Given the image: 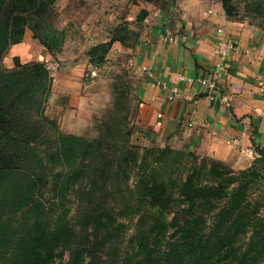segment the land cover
<instances>
[{"label":"trees","instance_id":"16d2710c","mask_svg":"<svg viewBox=\"0 0 264 264\" xmlns=\"http://www.w3.org/2000/svg\"><path fill=\"white\" fill-rule=\"evenodd\" d=\"M56 1L0 0V264H264V147L239 170L196 152L184 161L187 151L169 144L141 151L130 142L120 96L111 135L119 142L108 140L113 120L93 139L67 133L45 114L54 80L45 63L4 65L11 29L23 34L29 26L49 51H60L65 32L53 28L46 39L27 18ZM231 1L222 0L229 16ZM117 39L99 47L107 52ZM172 167L176 175L166 173ZM72 190L79 230L65 208ZM129 223L133 245L123 257Z\"/></svg>","mask_w":264,"mask_h":264},{"label":"crops","instance_id":"0c3cea01","mask_svg":"<svg viewBox=\"0 0 264 264\" xmlns=\"http://www.w3.org/2000/svg\"><path fill=\"white\" fill-rule=\"evenodd\" d=\"M189 2L179 0V15L159 9L150 21V6L143 5L148 16L137 29L142 79L136 129L149 144L193 149L234 169L247 168L257 147H264V33L229 18L221 1L205 0L210 14L203 13V4ZM224 37L240 50L222 56ZM21 45L4 57L7 68L14 67L18 50L29 53ZM201 77L216 82L213 96Z\"/></svg>","mask_w":264,"mask_h":264},{"label":"rangeland","instance_id":"374dc122","mask_svg":"<svg viewBox=\"0 0 264 264\" xmlns=\"http://www.w3.org/2000/svg\"><path fill=\"white\" fill-rule=\"evenodd\" d=\"M215 1L222 3V0ZM188 2L196 6L201 3L204 5L205 12L208 10L212 12V9H208L210 7L205 0H188ZM144 4L150 6L149 21L152 16L156 17L154 11L159 9L171 10L174 15L180 14L179 0H163L160 4L147 0H57L45 10V13L43 12V16L32 12L27 15V18L29 25H36L39 33L46 39H49L48 33H51L53 28L65 32L63 45L58 52L49 51L38 38L33 36V31L29 26L25 27L23 34L11 29L13 43L10 48L21 43L22 48L26 47L29 51L26 54L22 52L23 50H18L14 64L18 60L20 62L39 60L45 63L48 61L58 63L56 68L50 69L54 76V89L48 97L45 114L53 119L62 131L93 139L100 135L104 123L113 120L108 140L119 142L120 138L111 135L117 130L113 109L115 99L120 96L126 104V106L121 104V108L127 114V125L132 130L129 137L130 142L140 145L141 151L143 148L158 146L146 142L135 126L139 103L138 87L142 79L136 64L138 53L136 45L140 40L137 29L144 25L148 16L145 14L143 19L139 20L138 14L144 8ZM204 11L203 13L207 14ZM224 11L226 13L225 9ZM226 15L231 19L256 26L264 33V0H232L231 16L227 13ZM113 37H119L121 42L113 41L107 52L103 46L99 47L105 45L104 43ZM27 40L29 43L24 44L28 42ZM93 49H95V55L92 54ZM45 128L46 131L51 132L49 126ZM184 151H187L183 158L184 161L190 162L194 159L191 154L195 152L193 149ZM195 155L201 157L199 154L195 153ZM166 173L176 175L177 172L172 167L167 168ZM133 180L134 175H131L130 183H133ZM260 187L264 190V183ZM259 192L261 195L264 194V192ZM45 197L53 200L54 195L48 189ZM77 197L78 194L72 190L65 200V208L70 209L71 223L75 224L79 230L82 224H79L75 217L78 206ZM171 216L169 214L168 219ZM133 234L134 225L129 223L120 242L119 254L123 257L126 256L128 250L130 252L132 250ZM106 250L105 248L100 251V254L104 256L103 259H106ZM69 260L70 250L67 249L63 261L68 263ZM88 261H90L89 256Z\"/></svg>","mask_w":264,"mask_h":264},{"label":"built area","instance_id":"2783aa9c","mask_svg":"<svg viewBox=\"0 0 264 264\" xmlns=\"http://www.w3.org/2000/svg\"><path fill=\"white\" fill-rule=\"evenodd\" d=\"M210 12H211V10H208L205 13H210ZM218 48H219V53L222 56L228 55L230 51H239L240 50L239 49V45L235 41L231 40L228 37H224V38H222L219 41V47ZM57 64H58L57 62H51V61H48V63H45L46 67L49 70L51 68H56L57 67ZM199 82L201 84H203L204 86H206L207 87V91L210 94H212V96H213V94L217 90L216 82L212 78H210V77H201V78H199Z\"/></svg>","mask_w":264,"mask_h":264}]
</instances>
